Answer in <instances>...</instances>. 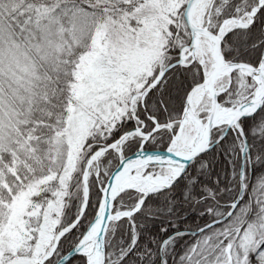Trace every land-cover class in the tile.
<instances>
[{
	"label": "trees",
	"instance_id": "1",
	"mask_svg": "<svg viewBox=\"0 0 264 264\" xmlns=\"http://www.w3.org/2000/svg\"><path fill=\"white\" fill-rule=\"evenodd\" d=\"M185 1L179 0L176 9L166 14L167 33L157 58L161 67L177 60L180 49L190 41L182 17ZM256 3L257 0H213L208 28L216 32L224 18H242ZM154 5L152 2L147 5L146 0H0V113L7 110L9 116L0 124V226L14 194L45 175L44 171L61 165L50 154L49 158L43 155L46 146L53 145V139L65 127L67 107L73 99L72 73L77 51L81 53L87 48L93 29L106 16L137 28L142 25V15H146V20L153 21L155 26ZM69 12H75L72 17L79 18L72 19L76 25L70 32L71 36L82 33L77 46L55 48L53 43L58 38L54 34L50 41L43 42L38 30L42 20L65 21ZM32 32L36 34L35 49L29 40ZM263 42L264 3L248 25L231 28L224 34L221 51L225 60L256 65ZM7 45L24 48L19 63L30 66L28 74L22 71L18 74V65L5 64ZM161 67L154 65L153 71L147 76L140 75L144 77L137 79V83L129 82L130 90L144 88ZM202 78L203 66L197 61L172 66L145 94L142 103L136 101V121L126 112L112 124L96 122L89 129L81 145L79 167L93 151L114 141L135 124L140 126L141 134H133L122 143V155L136 150L145 133L150 135L144 148H165L176 132L187 92ZM232 84L219 95L221 104H227L226 98L234 90ZM153 119L160 128L153 130ZM170 121L173 124L166 127ZM239 124L247 140L249 162L245 160L244 164L243 195L233 211L217 224L203 228L228 211L239 190L241 140L235 128L230 127L220 141L192 160L173 184L148 194L129 217L110 223L105 236L104 264H225L226 244L236 251L246 225L256 217L264 218V101L253 114L240 119ZM223 129L224 125L213 128L211 139ZM118 159L113 149L98 158V175L87 176L88 194L83 213L59 237L54 251L42 264H53L80 238L95 215L101 188ZM80 172L77 170L67 180L55 231L71 224L80 212L84 196L76 191L72 180L78 176L80 182ZM55 186L54 182L46 185ZM47 195L50 193L41 192L32 197L39 199ZM140 196L134 189L121 192L115 198L113 211L132 207ZM255 232L264 233V222L263 226H256ZM65 264H85V257L75 255ZM229 264H264V234L257 249L245 255V261L229 259Z\"/></svg>",
	"mask_w": 264,
	"mask_h": 264
},
{
	"label": "rangeland",
	"instance_id": "2",
	"mask_svg": "<svg viewBox=\"0 0 264 264\" xmlns=\"http://www.w3.org/2000/svg\"><path fill=\"white\" fill-rule=\"evenodd\" d=\"M151 2L156 7L155 26H153V21L146 20V15H142L140 19L142 25L137 28L125 25L119 19L113 20L106 16L93 29L87 48L81 53L77 51V58L74 62L75 69L72 73L74 78L72 83L73 99L67 107L68 114L63 133L53 139V145L50 143L49 147L48 145L47 148L44 147L43 156L48 157L47 155L50 154L51 159L61 165L55 170L44 171L45 175L14 194L5 212L4 222L0 226V264H39L42 255L49 252L58 233L55 231V226H57L59 213L64 205L67 180L79 169L81 181H77L78 176L73 177L72 180L76 191H80L82 195L85 192L83 168L92 154L88 155L82 166L79 167L83 155L81 145L84 137L96 122H101L104 125L112 124L122 114L129 112L131 108L134 109L138 96L133 93L139 90L132 92L129 82L137 83V79L144 77L140 75L147 76L153 71L151 68L154 65L161 67V61L157 58L163 38L167 33L166 14L176 9L179 0H146L147 5H150ZM211 5V0H199L194 7L193 19L202 25H209ZM249 11L244 12L242 19L240 17L224 18L227 21L224 29L232 26L237 22L236 20L247 21ZM74 13L69 12L68 20L65 21L44 18L38 29L43 36V42L50 41L54 34L58 38L53 43L55 48L59 49L64 46L71 49L77 46L82 33L73 36L70 34L76 25V21L72 19H79L72 17ZM81 28L83 29V26ZM201 38L202 41L196 55L202 56L204 62L208 64L211 60V39L206 36ZM29 40L32 43L31 48H37L35 47V32L30 34ZM8 42L12 43L10 39ZM185 49L188 52L189 47L187 46ZM21 50L24 48L18 47V45H7L4 52L5 64L7 66L18 65V74L22 71L26 75L30 71V66L25 63L20 65L19 60L23 57ZM245 76L244 71H237L233 74L237 84L236 96L238 98L244 99V95L248 91H251L250 94L253 93L254 81ZM139 84L136 86H140ZM219 85L220 87L225 86L223 82ZM201 104L202 106L196 108L198 114L201 109L208 106L207 95H204ZM8 117L7 110H3L0 113V124ZM183 130L179 135L181 144L184 141L189 142L192 134L188 125ZM239 147L242 148V143L239 144ZM97 170L95 160L89 165L86 174H96ZM169 172L171 170L168 167L159 164L139 165L129 170L130 175L139 177ZM51 182H54L56 186L47 188L46 185L49 186ZM41 192H49L50 195L41 196L39 199L32 197ZM263 219L256 217L250 221L251 224L246 225L239 236L236 251L233 253L232 250L230 253L231 260L245 261V255L252 253L254 248L257 249L261 244L264 233L257 235L255 231L256 226H263ZM223 259L225 264H229L227 257Z\"/></svg>",
	"mask_w": 264,
	"mask_h": 264
},
{
	"label": "water",
	"instance_id": "3",
	"mask_svg": "<svg viewBox=\"0 0 264 264\" xmlns=\"http://www.w3.org/2000/svg\"><path fill=\"white\" fill-rule=\"evenodd\" d=\"M197 1L199 0H186L182 13L184 22L190 32V43L187 45L190 48L188 55L191 56L192 59H196L195 55L192 54L193 46L191 44L194 33L197 32L199 36L208 35L213 43L211 50L212 63H211L210 71L208 72L207 75H204L203 80L192 86L187 92L184 100L183 113L181 115V118L179 119V128L176 133L179 134L182 128H184V125L186 123L185 112L187 107L190 106V100L193 93H195L199 89H200V96H203L205 93H207V95L209 96V107L205 120L204 122H202L201 119L198 117V122L193 124L195 128V132L189 142V145L191 144L194 145L190 146V149L187 152L175 151L170 148V145H168L165 149H145L142 147V144L145 141V139L149 137L150 133L145 134L143 136V139L141 140V144L139 148L136 151L130 153L129 155L122 157L118 161L115 168L111 171L106 181L104 182V185L101 189V197L97 211L86 229L88 230V228L92 225V223L96 222L97 226L95 233L92 234V236H86V231H85L83 235L80 237V239L67 252L61 255L53 264H64L74 255L84 254L82 252V248L89 241H94V264H104V237L106 230L109 227L111 220L113 219L112 217L113 201L121 191L127 188H132L129 186L119 188L118 186L120 176L125 170H129L131 169V167H134L139 164L148 165L151 163H155L166 167H170L168 166V164H174L176 165L177 168H176V173L173 176L172 180H170L167 184H164L161 187L157 188L156 190L166 188L169 185H171L173 182H175L180 177V175L184 173L189 162L192 159H194L199 154L210 149L214 143L219 141L224 136V134L227 131V128H229L232 125L235 126V128L238 130L239 134L242 137V141H243L242 154H244V152L247 150V142L245 140V137L243 136L241 128L238 125V121L243 117L253 114L254 111L261 106L262 101L264 99V42L261 48L260 58L257 65L254 66L250 63L241 62V61L239 62L226 61L221 51V41L224 34L223 33L220 34L218 30L216 32H213L209 28H207V26L197 25L192 20V9ZM263 3L264 0H258V3L251 9V11L249 12L250 20L252 19L256 9H258L261 5H263ZM234 26L237 27L239 26V24L237 23ZM184 60H185L184 57L180 56L177 60L165 65L158 72L155 78L141 91L137 92L136 95L142 98L151 88H153V86L161 79L163 74L168 69H170L174 65L183 64L185 62ZM240 69L246 71L253 80H254V76H258L261 78L262 80L261 94L257 98H253L252 96L249 100L241 101L235 106L222 108L226 114V119L223 121H218L216 120L217 110L220 109L221 107L218 102V93L220 92V90L216 86V81L218 78H220L223 75H227L228 78H230L233 70H240ZM220 123H225L226 125L225 129L216 138L214 142H211V130L213 129V127L217 126ZM154 129H156V127ZM134 131H139V127H134L126 131L120 137L119 140L120 141L124 140L130 133ZM111 146H114V143H110L102 147L101 149L103 151L105 148ZM87 166H88V162L85 164L84 174H86ZM153 191L147 190L146 192L142 193V197L140 198L137 207L129 211L128 214L134 212L141 205L142 201L146 198V196ZM242 193H243V188L240 187L239 192L236 198L233 200L232 206L228 213H230L235 208L237 203L240 201ZM85 205H86V198H84V203L78 217L81 215ZM220 220L221 218L214 220L204 228L214 225ZM66 229L67 228L61 230L56 235L54 243L49 253H47L41 258L39 264H41L44 261V259L53 252V250L56 247L58 238L66 231ZM226 247L228 249L229 245H227ZM86 264H89V262L87 261Z\"/></svg>",
	"mask_w": 264,
	"mask_h": 264
},
{
	"label": "bare ground",
	"instance_id": "4",
	"mask_svg": "<svg viewBox=\"0 0 264 264\" xmlns=\"http://www.w3.org/2000/svg\"><path fill=\"white\" fill-rule=\"evenodd\" d=\"M195 7V6H194ZM194 7H193V9H192V15H193V11H194ZM192 20L194 21V22H197L196 20H194L193 19V17H192ZM197 20H199V19H197ZM247 22H248V20L247 21H245L244 23H241V24H247ZM225 24L226 23H224L223 25H222V27H219V30H218V32L220 33V34H222L223 33V31H224V26H225ZM206 37H208L209 39H211L208 35L206 36ZM201 41H202V38L199 36V34L197 33V32H195L194 33V35H193V38H192V41H191V44H192V46H193V53L192 54H194V55H196L197 54V49L199 48V46H200V44H201ZM210 47H211V49H210V51L212 50V45H213V43H212V40H210ZM260 58V57H259ZM202 59H203V57L201 56L200 58H199V60H201L202 61ZM225 59V58H224ZM239 62V61H238ZM242 62V61H241ZM211 63H212V59H211V62H210V67H211ZM253 65V64H252ZM255 66V65H254ZM210 67H208V68H206L205 70H203V74L204 75H207L208 74V72L210 71ZM235 71V70H234ZM244 74L245 75H247L248 73L246 72V71H244ZM203 78H204V76H203ZM203 78H202V80H203ZM201 80V81H202ZM200 81V82H201ZM157 84V83H156ZM155 84V85H156ZM197 84V83H196ZM254 84H255V86L253 87V93H252V96H253V98H257V97H259V95L261 94V91H262V80H261V78L260 77H258V76H254ZM154 85V86H155ZM195 85V84H194ZM193 85V86H194ZM153 86V87H154ZM226 90H220V92L218 93V97H219V95L220 94H222L223 92H225ZM147 94V93H146ZM197 94H200V92H195V93H193V95H192V97H191V100H190V106H188L187 107V109H186V112H185V117H186V119L188 120H191L192 122H194V123H196V122H198V118H197V111H196V105H197V103H198V101H199V99H196L195 97H196V95ZM145 96V95H144ZM144 96L141 98L140 96H138V98H137V100H139L140 101V103H142L143 102V98H144ZM263 101H264V99H263ZM263 101H262V103H263ZM262 105V104H261ZM135 107V106H134ZM208 107L209 106H207L204 110H203V112H204V114L205 115H207V113H208ZM256 111V110H255ZM254 111V112H255ZM130 115H131V117L136 121L137 120V118H136V116H135V114H134V109H130L129 110V112H128ZM226 119V114H225V112H224V110L222 109V110H220V109H218L217 110V115H216V120H218V121H223V120H225ZM238 125H239V127L241 128V130H242V133H243V136L245 137V135H244V132H243V129H242V127L240 126V124H239V121H238ZM134 127H139V130H140V126L138 125V124H135L132 128H134ZM230 127H234L235 128V126H230ZM229 127V128H230ZM132 128H130V129H132ZM229 128H227V131H228V129ZM129 129V130H130ZM213 130V129H212ZM212 130H211V135H212ZM235 130H236V132L238 133V135H239V137H240V140H241V142H243L242 141V137H241V135L239 134V132H238V130L235 128ZM128 131V130H127ZM224 131V129L218 134V136L222 133ZM227 131H226V133H227ZM126 132V131H125ZM124 132V133H125ZM123 133V134H124ZM226 133L224 134V136L226 135ZM123 134H121L117 139H115L114 141H111V142H109L108 144H110V143H114V146H111V147H108V148H105L103 151H102V147H104V146H106V145H108V144H106V145H104V146H101V148H98V149H96L94 152H92L91 154V156H90V158H89V161H88V166H87V171H88V167H89V165L92 163V162H94L97 158H98V156L100 155V156H102L103 154H104V152L106 151V150H108V149H113V150H115L116 152H117V154H118V156H119V159H118V161L122 158V157H124V156H127V155H129V154H127V155H122V151H121V145H122V143L128 138V137H130L131 135H133V134H138V131H134V132H132V133H130L124 140H122V141H120L119 139H120V137L123 135ZM217 136V137H218ZM223 136V137H224ZM216 137V138H217ZM222 137V138H223ZM216 138L214 139V140H212L211 139V142H214L215 140H216ZM221 138V139H222ZM143 139V137L141 138V140ZM148 138H146L145 139V141L147 140ZM220 139V140H221ZM141 140H140V143H139V146H140V144H141ZM219 140V141H220ZM245 140H246V137H245ZM145 141L143 142V144L145 143ZM218 142V141H217ZM216 142V143H217ZM246 142H247V140H246ZM216 143H214V144H216ZM143 144H142V147H143ZM213 144V145H214ZM168 145H170V148L171 149H173V150H175V151H178V152H187L189 149H190V146H193L194 144H191V145H189V142H185L184 141V143H180L179 142V135L178 134H176V133H173L172 134V136H171V139H170V141H169V143L167 144V146ZM212 145V146H213ZM139 146H138V148H139ZM166 146V147H167ZM165 147V148H166ZM137 148V149H138ZM144 148V147H143ZM165 148H163V149H165ZM136 149V150H137ZM145 149H148V148H145ZM136 150H134V151H136ZM209 150V149H208ZM207 150V151H208ZM133 151V152H134ZM206 152V151H205ZM132 153V152H131ZM204 153V152H203ZM202 154V153H201ZM200 155V154H199ZM198 155V156H199ZM198 156H196V157H198ZM195 157V158H196ZM240 157H241V162H240V168H239V189H240V187H242L243 188V190H244V186H243V179H244V176H245V168H244V164H245V160L247 161V162H249V151H248V148H247V150L244 152V154H242V151H240ZM194 158V159H195ZM194 159H192V160H194ZM191 160V161H192ZM118 161H117V163H118ZM190 161V162H191ZM189 162V163H190ZM117 165V164H116ZM115 165V166H116ZM139 165H142V164H139ZM139 165H136V166H139ZM189 165V164H188ZM96 166H97V161H96ZM115 166H114V168H115ZM143 166H147V165H143ZM168 166H170V167H168L170 170H171V172H169V173H165V174H157V175H155V176H152V175H145V176H142V177H139V176H133V175H130L129 174V170H125L123 173H122V175L120 176V179H119V188H121V187H126V186H129V187H132V188H127V189H134V190H136V191H140L141 193V196H142V193H144V192H146L147 190H155V191H153V192H156V191H158V190H156L157 188H159V187H161L162 185H164V184H167L170 180H172V178H173V176L175 175V173H176V165H174V164H168ZM135 167V166H134ZM188 167V166H187ZM97 168H98V166H97ZM113 168V169H114ZM133 167H131V169H132ZM112 169V170H113ZM83 170H84V168H83ZM98 170H99V168H98ZM98 170H97V173L96 174H94L95 176H97L98 175ZM111 170V171H112ZM111 171H110V173H111ZM109 173V174H110ZM109 174L107 175V177L109 176ZM85 176H87V174H85ZM181 176V175H180ZM107 177H106V179H107ZM106 179H105V181H106ZM174 183V182H173ZM172 183V184H173ZM170 186V185H169ZM168 186V187H169ZM167 188V187H166ZM127 189H125V190H127ZM162 189H164V188H162ZM125 190H123V191H125ZM123 191H121V192H123ZM138 191V192H139ZM120 192V193H121ZM153 192H151V193H153ZM238 192H239V190H238ZM238 192H237V194H238ZM119 193V194H120ZM87 194H88V188L85 186V192H84V197L85 198H87ZM118 194V195H119ZM150 194V193H149ZM117 195V196H118ZM116 196V197H117ZM141 196H140V198H141ZM237 196V195H236ZM236 196H235V198H236ZM115 197V198H116ZM140 198L135 202V204L132 206V207H130V208H126V209H123V208H121V210H118V211H113L112 210V217H113V219L111 220V221H114V220H117V219H119V218H121V217H129L130 215H132L133 213H135L140 207H141V205H142V203H143V201H142V203H141V205L134 211V212H132V213H130V214H128V212L129 211H131V210H133L135 207H137V204H138V202H139V200H140ZM234 198V199H235ZM241 198H242V196H241ZM233 199V200H234ZM114 201H115V199H114ZM114 201H113V203H114ZM229 210V209H228ZM96 211H97V209H96ZM229 211H227L223 216H221V217H219V218H221V220L220 221H222L223 219H225L230 213H228ZM82 213H83V211H82ZM81 213V214H82ZM96 213V212H95ZM81 216V215H80ZM80 216L71 224V225H69V226H67V227H65V228H67L66 229V231L72 226V225H74L75 223H76V221L80 218ZM219 218H217V219H219ZM219 221V222H220ZM91 222V221H90ZM89 222V223H90ZM89 223H88V225H89ZM217 224V223H216ZM88 225L86 226V228H85V230L83 231V233L86 231V236H92V234H94L95 233V230H96V222H94V223H92V225L88 228V230H86L87 229V227H88ZM215 225V224H214ZM211 226H213V225H211ZM211 226H209V227H211ZM209 227H206V228H209ZM64 228V229H65ZM107 230H108V228H107ZM107 230H106V232H107ZM65 231V232H66ZM83 233H82V235H83ZM81 235V236H82ZM80 236V237H81ZM105 236H106V233H105ZM80 239V238H79ZM78 239V240H79ZM77 240V241H78ZM76 241V242H77ZM75 242V243H76ZM74 243V244H75ZM73 244V245H74ZM70 249V248H69ZM68 249V250H69ZM67 250V251H68ZM66 251V252H67ZM82 252L84 253V254H76V255H83L84 257H85V264L87 263V261L89 262V264H94V241H89V242H87L85 245H84V247L82 248ZM235 251H233V253H234ZM225 253L228 255V258L230 259V253H231V246L229 245V247H228V249H227V247H225ZM47 253H45L44 255H46ZM64 254V253H63ZM62 254V255H63ZM44 255H42V257L44 256ZM75 256V255H74ZM73 256V257H74ZM41 257V258H42ZM40 258V259H41ZM72 258V257H71ZM70 258V259H71ZM69 259V260H70ZM68 260V261H69ZM66 263V262H65ZM64 263V264H65ZM104 263H105V237H104Z\"/></svg>",
	"mask_w": 264,
	"mask_h": 264
}]
</instances>
